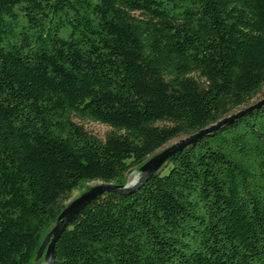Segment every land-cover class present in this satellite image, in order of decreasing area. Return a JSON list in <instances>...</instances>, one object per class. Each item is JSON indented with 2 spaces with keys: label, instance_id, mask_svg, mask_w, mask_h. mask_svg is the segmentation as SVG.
Returning a JSON list of instances; mask_svg holds the SVG:
<instances>
[{
  "label": "trees",
  "instance_id": "obj_1",
  "mask_svg": "<svg viewBox=\"0 0 264 264\" xmlns=\"http://www.w3.org/2000/svg\"><path fill=\"white\" fill-rule=\"evenodd\" d=\"M262 87L264 0H0V264H33L74 192L124 185ZM53 264H264V105L92 201Z\"/></svg>",
  "mask_w": 264,
  "mask_h": 264
},
{
  "label": "water",
  "instance_id": "obj_2",
  "mask_svg": "<svg viewBox=\"0 0 264 264\" xmlns=\"http://www.w3.org/2000/svg\"><path fill=\"white\" fill-rule=\"evenodd\" d=\"M263 105L264 99L248 107L247 109L240 111L237 114H233L229 117L219 120L215 124L200 130L199 132L193 134L180 143H177L158 152L141 167V179L137 184L133 186L94 183L89 190L85 191L77 199L72 201L61 212V214L57 218L55 225L43 240L37 253L36 261L38 262L42 259V257H44L46 264H53L55 257V246L57 241L64 233V231L68 228L73 219L83 210H85L92 201L104 195L124 196L133 193L135 190L139 189L146 181L155 176L171 158H173L177 153L183 151L190 144L206 137L210 133L232 123L235 120L243 118L246 114L261 108Z\"/></svg>",
  "mask_w": 264,
  "mask_h": 264
},
{
  "label": "rangeland",
  "instance_id": "obj_3",
  "mask_svg": "<svg viewBox=\"0 0 264 264\" xmlns=\"http://www.w3.org/2000/svg\"><path fill=\"white\" fill-rule=\"evenodd\" d=\"M192 78L198 82V84L200 85L201 89L206 90L208 85L207 83L202 80L199 75H193ZM264 99V87H262L260 89V91L254 95L251 99H249L243 106L238 107V108H231V105L228 101H224L222 103V111H223V118L229 117L233 114H237L240 111H243L245 109H247L248 107L260 102L261 100ZM220 119V120H221ZM72 121L74 122V124H76L77 126L82 127L87 133L88 135L98 139L101 142H106V140L111 136L112 134V129L106 125L100 124V123H96V122H92V121H88V120H81L78 119L76 117H72ZM175 126L174 123L171 122H158L154 125V127L160 128V129H165V128H173ZM195 133H189V132H184L181 136H179L178 138L174 139L173 141H171L169 144H167L163 149H161L160 151L171 147L177 143H180L181 141L187 139L188 137L192 136ZM142 167V166H141ZM141 167L139 165H136L135 167H133L131 169V171L127 174L126 178H125V183L124 185L127 186H133L135 184H137L142 176V173L140 171ZM137 179V180H136ZM136 180L135 183H133ZM133 183V184H132ZM94 183H89L88 187H91ZM85 191L81 190V191H76L74 192L65 202L64 204L66 205V207L75 199H77L81 194H83ZM33 264H46L44 257H42L41 260H39L38 262L35 260V262Z\"/></svg>",
  "mask_w": 264,
  "mask_h": 264
},
{
  "label": "bare ground",
  "instance_id": "obj_4",
  "mask_svg": "<svg viewBox=\"0 0 264 264\" xmlns=\"http://www.w3.org/2000/svg\"><path fill=\"white\" fill-rule=\"evenodd\" d=\"M136 180H137V179H136ZM136 180H135L133 183H135V182H136ZM133 183H132V184H133Z\"/></svg>",
  "mask_w": 264,
  "mask_h": 264
}]
</instances>
